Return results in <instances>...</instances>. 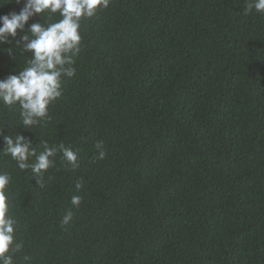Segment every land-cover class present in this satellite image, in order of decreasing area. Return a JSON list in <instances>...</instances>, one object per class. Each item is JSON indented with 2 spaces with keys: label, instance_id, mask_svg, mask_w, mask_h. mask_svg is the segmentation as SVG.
Instances as JSON below:
<instances>
[{
  "label": "trees",
  "instance_id": "trees-1",
  "mask_svg": "<svg viewBox=\"0 0 264 264\" xmlns=\"http://www.w3.org/2000/svg\"><path fill=\"white\" fill-rule=\"evenodd\" d=\"M255 2L109 0L81 20L80 43L64 54L74 72L61 75L44 117L25 125L20 104L0 101V175L23 245L13 264H264V13ZM23 7L0 0V15ZM60 19L37 14L0 42V80L35 59L31 25ZM5 136L30 142L28 167ZM49 149V167L35 172Z\"/></svg>",
  "mask_w": 264,
  "mask_h": 264
},
{
  "label": "clouds",
  "instance_id": "clouds-1",
  "mask_svg": "<svg viewBox=\"0 0 264 264\" xmlns=\"http://www.w3.org/2000/svg\"><path fill=\"white\" fill-rule=\"evenodd\" d=\"M24 2V7L19 12L12 11L0 15V42L6 41L9 36H16L18 31H23L30 19L37 15L50 11L59 14V22L52 23L44 27L39 23H34L30 27L31 42L26 44L28 50L35 52V59L30 62V66L19 73L11 75L4 80H0V101L8 106L20 104L23 108V123L33 125L47 114L48 106L61 95L60 78L67 73L72 75L74 69H65L67 63L71 65V59H65L64 54L71 52L78 46L81 40L80 22L85 17H91L100 7H107L109 0H18ZM252 7L257 12L264 13V0H256ZM28 41L29 36L23 37ZM7 148L14 159L20 161V167H28L25 161L29 156L36 155L31 150L30 142L23 136L13 139L10 136L4 137ZM99 159H103L105 152L103 144L98 143ZM53 150L49 149L39 155L38 163L34 171L41 173L49 167V157ZM64 155L70 162H75L76 154L68 149H64ZM9 184L7 175H0V264H13V256L10 252L14 249L21 252L23 245L16 243L15 232L16 222L10 214L9 204L6 198V189ZM79 188L80 185H77ZM72 204L78 207L80 197L75 196ZM73 219L69 212L63 217L62 223L68 225Z\"/></svg>",
  "mask_w": 264,
  "mask_h": 264
}]
</instances>
